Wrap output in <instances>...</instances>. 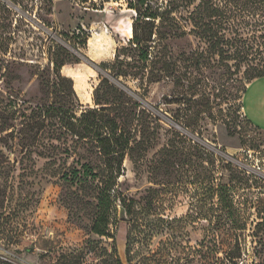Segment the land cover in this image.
Instances as JSON below:
<instances>
[{
  "label": "rangeland",
  "instance_id": "rangeland-1",
  "mask_svg": "<svg viewBox=\"0 0 264 264\" xmlns=\"http://www.w3.org/2000/svg\"><path fill=\"white\" fill-rule=\"evenodd\" d=\"M137 2L0 0V264H264V77L248 78L264 0H217L228 20L209 25L231 54L248 46L240 63L198 34L199 0ZM135 28L148 62L121 49ZM103 78L139 105L110 236L92 229L98 189L75 177L101 157L64 126L97 107Z\"/></svg>",
  "mask_w": 264,
  "mask_h": 264
},
{
  "label": "trees",
  "instance_id": "trees-1",
  "mask_svg": "<svg viewBox=\"0 0 264 264\" xmlns=\"http://www.w3.org/2000/svg\"><path fill=\"white\" fill-rule=\"evenodd\" d=\"M149 1L151 0H138L134 7L139 9V7L148 4ZM190 1L193 4L194 0ZM195 8L192 12L194 26L198 29L202 28L198 34L209 41V48L217 51L216 53L220 56L221 61L233 58L240 63L248 58L249 51L246 44L236 45L234 54H231L229 48H225L219 38L216 37L217 34L213 32L212 26L209 25L217 22L223 23L228 20L217 0H199ZM144 16L157 19L161 17V14L150 11L146 12ZM147 40L145 35L139 34L135 28L133 38L130 39L128 46L121 49H135L140 53V61L148 62L150 52L149 46L146 44ZM116 56L117 63L122 65L127 62L121 59L119 50ZM115 65L112 66V69H115ZM249 68L248 78L250 80L264 77L263 65L249 64ZM130 74L129 70L125 68L119 67L114 70V76L117 79ZM246 91L247 87L244 86L243 93H246ZM95 104L97 107L85 110L80 116L73 115L64 126L77 137V140L84 141L94 147L101 157L103 164L97 172L88 164H84L83 167L86 169L76 170L75 177L78 183H91L98 189L100 208L92 229L99 235L110 236L109 231L113 223L110 218V209L113 206L111 191L114 190L113 187L123 173L125 156L133 147L131 144L137 131L133 126V120L136 116L135 108L139 105L125 89L108 78H103L96 87ZM221 188L224 190L229 189L227 186ZM234 196L232 194L231 202H235Z\"/></svg>",
  "mask_w": 264,
  "mask_h": 264
}]
</instances>
